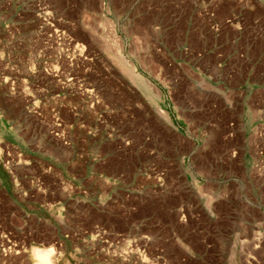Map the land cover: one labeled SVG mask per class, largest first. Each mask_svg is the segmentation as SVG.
Returning <instances> with one entry per match:
<instances>
[{"label": "rangeland", "instance_id": "rangeland-1", "mask_svg": "<svg viewBox=\"0 0 264 264\" xmlns=\"http://www.w3.org/2000/svg\"><path fill=\"white\" fill-rule=\"evenodd\" d=\"M245 1L156 10L118 0H12L0 84L28 112L27 136L60 155L46 156L61 169L48 161L42 181H63L67 198L25 216L0 185V264H34L37 246L53 247L57 264H264V128L253 136L249 171L242 157L230 162L231 134L204 139L199 151L182 144L155 83L173 74L164 71L169 57L151 53L155 22L170 25L179 14L220 33L232 15L264 16L260 0ZM184 50L196 68L209 62L204 51Z\"/></svg>", "mask_w": 264, "mask_h": 264}, {"label": "crops", "instance_id": "crops-1", "mask_svg": "<svg viewBox=\"0 0 264 264\" xmlns=\"http://www.w3.org/2000/svg\"><path fill=\"white\" fill-rule=\"evenodd\" d=\"M118 1L122 8L156 10L183 8L187 4L186 0ZM250 2L252 5V0ZM260 3L264 7V0ZM11 6L12 0H0V49L3 54H6L5 45L11 39V32L7 31V24L11 22L7 9ZM231 18L234 22L220 33L203 31L195 19L179 14L172 17L170 25L157 21L152 25L156 31L150 38L153 41L151 53L161 51L169 57L164 71L168 73L172 68L173 74L166 81L156 80L155 83L163 94L164 107L182 144L192 143L193 150L199 151L205 148L204 139L212 138L214 144L217 137H230L228 134H231L230 162L242 157L243 161H240L249 171L253 136L264 128V16L248 17L247 21L239 15ZM186 47L194 55L204 51L209 62H201L196 68L183 58ZM22 84L20 86H27ZM28 84L37 89L44 86V82ZM6 88L0 84V144L6 142V147L11 148L10 152H5L10 172L5 171L4 175L0 169V185L6 191L7 201L23 215L38 216L42 210L51 211L67 198L63 181L59 179L46 184L42 181L50 174L51 165L46 164L51 161L48 162L46 156L60 160V155L44 152L43 137L27 136L29 114L15 109L17 98L13 99L15 96ZM20 96L23 100L24 96ZM32 115L39 117V113ZM181 150L185 152L184 148ZM19 153L24 156L22 161L18 160ZM221 158L219 155L217 162H221ZM51 163L52 170L61 169L57 162Z\"/></svg>", "mask_w": 264, "mask_h": 264}, {"label": "bare ground", "instance_id": "bare-ground-1", "mask_svg": "<svg viewBox=\"0 0 264 264\" xmlns=\"http://www.w3.org/2000/svg\"><path fill=\"white\" fill-rule=\"evenodd\" d=\"M164 117L169 118L166 114H164ZM31 256L34 259V264H57L58 263V258L55 255V249L53 247H48V248L38 247V246L34 247L31 250Z\"/></svg>", "mask_w": 264, "mask_h": 264}]
</instances>
